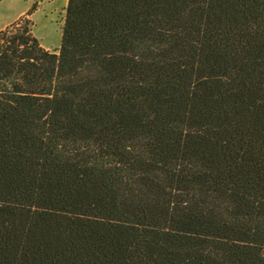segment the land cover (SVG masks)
I'll return each instance as SVG.
<instances>
[{"label":"trees","instance_id":"trees-1","mask_svg":"<svg viewBox=\"0 0 264 264\" xmlns=\"http://www.w3.org/2000/svg\"><path fill=\"white\" fill-rule=\"evenodd\" d=\"M35 8L0 30V264H264V0H67L56 50Z\"/></svg>","mask_w":264,"mask_h":264},{"label":"rangeland","instance_id":"rangeland-1","mask_svg":"<svg viewBox=\"0 0 264 264\" xmlns=\"http://www.w3.org/2000/svg\"><path fill=\"white\" fill-rule=\"evenodd\" d=\"M34 3L35 10L26 16L32 21V33L43 47L56 50L60 47L67 0H0V23L12 19L19 11L27 12Z\"/></svg>","mask_w":264,"mask_h":264},{"label":"crops","instance_id":"crops-1","mask_svg":"<svg viewBox=\"0 0 264 264\" xmlns=\"http://www.w3.org/2000/svg\"><path fill=\"white\" fill-rule=\"evenodd\" d=\"M25 12L24 11H19L15 17H13L12 19H7L4 21H1L0 23V30L4 29L5 27H7L9 24H11L12 22L16 21L19 17H21ZM46 48V47H44ZM48 49V48H46Z\"/></svg>","mask_w":264,"mask_h":264}]
</instances>
